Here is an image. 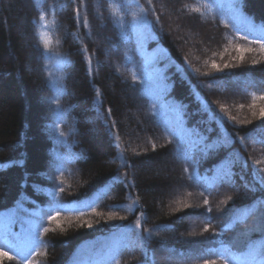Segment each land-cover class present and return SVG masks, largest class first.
Returning <instances> with one entry per match:
<instances>
[{
    "label": "trees",
    "instance_id": "obj_1",
    "mask_svg": "<svg viewBox=\"0 0 264 264\" xmlns=\"http://www.w3.org/2000/svg\"><path fill=\"white\" fill-rule=\"evenodd\" d=\"M131 1L0 0V264L264 260L260 43L228 0ZM234 6L264 27V0Z\"/></svg>",
    "mask_w": 264,
    "mask_h": 264
},
{
    "label": "rangeland",
    "instance_id": "obj_2",
    "mask_svg": "<svg viewBox=\"0 0 264 264\" xmlns=\"http://www.w3.org/2000/svg\"><path fill=\"white\" fill-rule=\"evenodd\" d=\"M112 1V6L114 7V10H117L118 8L114 5V2H115V0H111ZM119 1H121V6H131V5H133L134 3L131 1V2H128V0H119ZM162 1V0H161ZM170 3H172V0H168ZM228 2H229V9H231L232 10V13L235 15V17L237 18V21H236V23H237V25H238V27H241L243 30L242 31H245L246 33H248V34H251V35H248V37L250 38V37H252L253 36V38H254V36H257V37H260V36H263L264 35V27H261V26H259V25H255L254 23H252V21H250L248 18L247 19H245L244 18V16L242 17V13L240 12V10H238L235 6H234V3L236 2V0H235V2H234V0H228ZM234 2V3H233ZM115 12V11H114ZM116 13V15H118V13L117 12H115ZM123 26V25H122ZM21 27L23 28V25L21 24ZM210 36V35H209ZM245 37H247V36H245ZM26 38V37H25ZM256 40H258V39H256ZM27 72L29 73V74H31L32 73V71L31 70H29V68H27ZM34 72V71H33ZM41 105H42V103H41ZM140 114V112H139V110L137 111V112H135V113H133V112H124L123 113V119H124V121H123V125L125 126V127H127V125H128V121H129V119H132L134 122H138V120H137V117H138V115ZM90 133H93L94 132V130H93V126L92 125H90ZM169 164H168V162H167V160L164 158V159H162V162H161V164L158 166V165H148V166H146V171L147 172H150V173H153L157 178H164V179H169V178H172L171 177V173L172 172H175V170H174V168L172 167V169H170L169 168V166H168ZM165 174H167V175H165ZM82 205V204H81ZM74 208V206H72V207H70V209H73ZM193 219H187L186 220V222L187 223H190V224H192L193 223ZM16 240V236H15V234H11V236H9V237H7V238H4L3 239V241L5 242V241H7V242H5V243H7V244H9L10 246L12 245H14L15 243H13V241H15ZM103 246H101V248H102ZM97 250H100V248H98ZM166 254V253H165ZM166 257L168 258H172V260H173V257H171V255L170 254H166ZM168 258V259H169ZM72 264H78L77 262H74V263H72Z\"/></svg>",
    "mask_w": 264,
    "mask_h": 264
},
{
    "label": "snow or ice",
    "instance_id": "obj_3",
    "mask_svg": "<svg viewBox=\"0 0 264 264\" xmlns=\"http://www.w3.org/2000/svg\"><path fill=\"white\" fill-rule=\"evenodd\" d=\"M148 3L151 4V0H148ZM140 11L141 12H145L146 10L144 8H141ZM113 15H116V13H113ZM134 20H135V17H134ZM39 21L41 22V28L46 29L47 28V24L44 23V21H45V15L43 13H41L39 15ZM76 21H77V23H80L81 22L79 9L76 10ZM116 22H117V26H121L119 16H117V21ZM83 25H84V27H88V21H87V18L86 17L83 19ZM37 35L39 36L41 42L43 43L44 48L47 50L48 47H49L50 40H47V39L44 38V33L42 31H38L37 32ZM241 38L242 39H247V37H241ZM252 43H260L261 50L264 51V42L255 41L254 40V41H252ZM85 51H86V49H85ZM239 51L243 52L245 50H239ZM241 59H243V56H241ZM63 63H67V61L64 60ZM88 63H89V72H91V58L90 57L88 58ZM212 66L214 68H217V70H219V68H218L217 65L213 64ZM226 66L227 65H225V67ZM133 81L135 82V77H133ZM259 98L262 99V100H264V95H261ZM255 99H256V97H255V95H253V100H255ZM241 107H243V105H241ZM260 114H261L262 117H264V109H261V113ZM60 135L63 136L64 134L63 133H60ZM153 147H155V146H153ZM121 159H122V154H121ZM257 163H260V162L257 161ZM261 171H264V169H261ZM258 183H260L261 185H264V177H259ZM61 191H63V189H61ZM229 199H231V197H229ZM133 203H135V201ZM204 204L205 205L208 204V200L207 199L204 200ZM187 206L188 205H185V207H187ZM208 211H211V209L209 208ZM80 215H84V213L81 211ZM98 215H99V213H98ZM56 218H57L56 216H50L49 217V220L50 221L56 220ZM112 218L113 217L110 215L109 216V219H112ZM119 219L122 220V219H124V217H119ZM88 226L91 227V224H88ZM140 226H141L140 225V222L137 221L136 224H135V228L136 229H139ZM44 231L47 232V231H49V229L45 228ZM205 231H207V228H205ZM36 239H39V237H36ZM5 242H7V241H5ZM249 254L250 255H253V258H254L255 257V254H256L255 253V249H252ZM18 255L22 258V264H23V261L24 260H27V253H25L21 249V250L18 251ZM0 256H6L7 257L8 256V253L5 252L3 249H0ZM221 258L224 259L223 256H221ZM8 259H12V257H8ZM233 259H235V257H233ZM28 264H31V262L29 261ZM113 264H119V260L114 258ZM204 264H209V261L206 260L204 262ZM211 264H216V261L215 260L211 261ZM224 264H228V260L227 259H224ZM261 264H264V260L261 261Z\"/></svg>",
    "mask_w": 264,
    "mask_h": 264
},
{
    "label": "bare ground",
    "instance_id": "obj_4",
    "mask_svg": "<svg viewBox=\"0 0 264 264\" xmlns=\"http://www.w3.org/2000/svg\"><path fill=\"white\" fill-rule=\"evenodd\" d=\"M75 100L77 101V97L75 98ZM92 126H95V125L92 124ZM94 133H95V132H93V133H89V137H92L93 135H95Z\"/></svg>",
    "mask_w": 264,
    "mask_h": 264
}]
</instances>
